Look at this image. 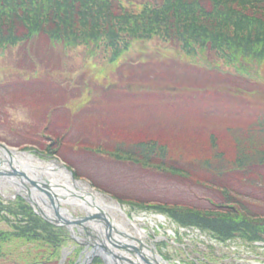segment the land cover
Wrapping results in <instances>:
<instances>
[{
	"label": "rangeland",
	"instance_id": "1",
	"mask_svg": "<svg viewBox=\"0 0 264 264\" xmlns=\"http://www.w3.org/2000/svg\"><path fill=\"white\" fill-rule=\"evenodd\" d=\"M120 49L121 52L116 58L109 59V49L104 50L85 43L69 47L55 43L46 35L40 34L0 50V142L5 143L9 149L27 152L37 160L58 162L69 174L74 171L72 178L75 181L87 183L94 193L108 197L116 203L120 211L117 217L127 218L130 223L128 227L137 228L143 236V241L154 253H158L166 264H264L262 242L249 245L239 238L219 242L207 231L183 227L173 220L169 221L170 219L160 214L155 207L158 203L200 209L213 207L210 202L223 201L221 190L213 187L221 173L222 180L227 185L231 183L232 193L235 192L234 188L241 189L239 198L254 206H263L260 201H256L257 195H261L260 190L253 184L239 186L237 177L246 174L252 178L253 173L257 174L258 170L264 173V166L246 168L238 165L223 149L228 146L230 152H235L237 146L232 133L244 130L245 134L248 130L256 132L259 129L256 125L264 118V62L252 65V69L258 67L261 71L256 75L259 79H256L253 75L257 72L255 69L251 70L253 76H248L242 74L239 67L222 70L226 74L223 76L220 69L212 66L222 65L227 68L223 64L226 62L213 51H201L202 55L196 53L193 58L181 57V49L174 42H167L157 36L150 39H133L128 46L120 45ZM175 60L179 61L178 68L181 70L196 66L202 74L206 73L208 77L212 76L220 81L215 85L227 89L224 94L229 98V104L242 102L247 108L261 109L263 114L258 119L246 116L245 119H237V122H227L225 119H215V116L210 117L198 111V116L203 118L201 129L183 131L182 128L188 131L191 128L187 121L192 123V119L198 117L197 112L191 108L183 112V105L195 103L200 108L202 103L190 99V96L199 93L196 87L210 82L200 74L194 76L195 79L201 77L199 81L191 80V84H186L185 76L178 71H175L176 76L170 79H166L158 71L155 78L139 80L142 78L143 63L172 64ZM33 61L37 64H33ZM236 62L235 64H248L246 58H239ZM127 71L134 76L124 80L122 74L128 73ZM150 73H153L152 69ZM107 75L111 78L113 75L114 79L116 77V83L124 81L123 84H126L131 81V86L125 87L135 89V94L140 87L150 93L159 91L155 94V107L152 108L149 102H145L144 96L136 97L139 100L138 117L136 110H129L130 106L134 107L131 103L133 97L117 92L114 81L105 82L103 92L122 96L113 97L109 110L99 112L97 118H90L97 115V110L91 107L102 99L101 93L94 94L88 104L79 101L84 96L74 95L80 89H88L89 82L94 79L108 80ZM4 78L15 79L8 80L12 87L2 84L6 81ZM257 100H261L260 104L249 103ZM202 107L207 106L203 103ZM151 108L158 109L154 114V129L150 128L154 124L152 118L151 124L145 118H149L148 110ZM146 131L155 133L152 137L158 141L157 145L162 144L166 149L162 152L164 156L160 154L159 149L156 150L157 146L153 149L149 141H146L148 146L141 145L140 138L144 137L141 134H148ZM121 136L124 137L123 141L128 139L129 148L123 144H120V148L115 145V137ZM52 143L54 145L48 148ZM228 143H231V146L227 145ZM53 148L57 150L55 153L48 150ZM147 149H151V152L148 153V159L142 160L144 164L134 163L135 159L132 158L143 159ZM129 152L133 154H128ZM161 162L171 168L164 167ZM25 167L29 174H34L30 175L38 178L35 168L27 165ZM221 167L222 170H219ZM178 168L190 171L191 178H188L186 171ZM1 176V197L11 199L20 195L16 188L5 182V176ZM177 177L183 178L179 180ZM91 183L95 184L100 193ZM79 196L82 198L85 195ZM246 202L244 203L247 204ZM65 207L74 217L85 214L81 208H72L70 205ZM256 209L260 210L258 207ZM260 211L264 212V209ZM78 226L73 225L71 229L64 227L74 236L77 245L73 243L74 240L67 241L59 253L61 257L57 259L46 258L45 251L49 250L42 242L26 240L8 245L5 251L7 253L0 256V264H33L34 260L40 264H57L58 259L60 261L66 253L67 258L73 260L72 264H81L87 260V252L93 250V239L89 238L81 224ZM0 229H10V226L0 219ZM94 240L97 241L96 238ZM72 248H75V253H70ZM118 252L121 251L116 250V257L112 260L114 264H133L127 261L126 257H120ZM101 253L104 255V252ZM101 253L97 251L92 256H100L103 259L102 264H109L107 259L110 254L103 256ZM123 253L134 261L136 256L131 255L129 250ZM92 261L91 257L86 264H92Z\"/></svg>",
	"mask_w": 264,
	"mask_h": 264
},
{
	"label": "trees",
	"instance_id": "2",
	"mask_svg": "<svg viewBox=\"0 0 264 264\" xmlns=\"http://www.w3.org/2000/svg\"><path fill=\"white\" fill-rule=\"evenodd\" d=\"M40 34L65 46L85 43L109 49L112 57L109 59L119 55L120 45L128 46L133 39L157 36L174 42L181 49V57L193 58L196 53L202 55L201 51L210 50L225 60L226 69L239 67L242 74L255 75L259 79L256 75L261 72L260 68L252 69V65L264 62V0H0V50ZM239 58H246L248 64H235ZM213 67L223 70L222 65ZM150 69L143 67L141 77H147ZM254 69L256 73L251 71ZM175 71L170 67L168 73L174 77ZM204 77L213 79L212 76ZM203 88L200 86L199 93ZM88 89L94 92L91 86ZM98 90L100 88H95V92ZM216 90L217 86H211L207 92L216 94ZM101 91L102 99L91 107L97 110L96 117L99 112L109 110L111 99L119 96ZM116 91L126 94L122 88ZM85 92H79V95ZM147 95L152 96L149 93L140 97L146 99ZM218 100L228 101L229 98L220 96ZM81 103L88 104L89 99L84 98ZM238 105L243 106L242 102ZM137 106L134 104L129 110ZM145 144L148 146L147 142ZM155 146L159 145L155 142ZM238 149L240 154L245 146ZM48 150L57 151L56 148ZM150 152L151 149H147L144 158L147 159ZM245 163L239 161V165ZM255 178L251 184L260 190L261 195H257L256 201L263 206L242 200L236 189L232 194V187L219 179L225 200L213 202L211 208L202 210L162 203L155 207L181 225L196 226L209 232L218 241L239 238L246 242H264V212L260 211L264 209V177L258 175ZM0 219L10 226V229H0L1 257L7 253L8 245L27 240L42 242L49 250L45 251L46 258L57 259L64 244L72 240L65 228L41 219L21 197L7 202L0 200ZM66 261L67 264L73 262L69 258ZM32 262L40 264L37 260ZM92 264H102L101 259L94 258Z\"/></svg>",
	"mask_w": 264,
	"mask_h": 264
},
{
	"label": "bare ground",
	"instance_id": "3",
	"mask_svg": "<svg viewBox=\"0 0 264 264\" xmlns=\"http://www.w3.org/2000/svg\"><path fill=\"white\" fill-rule=\"evenodd\" d=\"M9 159H11L13 163L12 166L14 168H19L18 165H20L21 167L27 165L30 166V168H35L36 173L38 175H41L42 179L47 178L46 182L53 189V191L56 192V196L61 204H64L65 206L70 205L72 206V208H81L90 213L95 211V205L100 206L104 210L105 214L108 215V218L112 223L114 240L117 239L121 242H130L126 239V237L138 240L143 244V255L149 257L155 263L166 264L162 263L156 256V253H154V251H152V249L142 241L143 236L137 228L134 229L133 225V229L128 227L130 223L128 222L127 218H125L124 216H122V218L117 217L120 211L118 210V207L114 201L110 200L108 197H103L100 194L94 193L93 190L87 186V184L79 181H74L71 178L70 174L61 167L60 163L53 160L40 161L35 159L34 157H31L27 152H19L15 149L9 152L8 149L0 147V160H4L3 165H1L0 168L3 169L5 167H8L5 162ZM4 179L5 182L9 183L14 188H17L15 179L7 177ZM77 191H81V193ZM39 194L40 193L37 191H33L31 193V197L33 198L36 206L39 208V211L41 210L48 217L52 218V220H55L56 218L51 212L50 207L48 206L49 204L48 202H46L45 197ZM81 194L85 195L84 197H82V199L79 196ZM65 206H62V208H64V211H61L60 209V214L64 218H71L72 213ZM87 225H89V229L93 232V235H95V237H98L100 240L102 237L105 240V229L103 224L89 222L87 223ZM110 246L111 244L108 245V247ZM136 260L141 264V260L139 258H136ZM109 264L114 263L109 260Z\"/></svg>",
	"mask_w": 264,
	"mask_h": 264
},
{
	"label": "water",
	"instance_id": "4",
	"mask_svg": "<svg viewBox=\"0 0 264 264\" xmlns=\"http://www.w3.org/2000/svg\"><path fill=\"white\" fill-rule=\"evenodd\" d=\"M0 146L4 147L3 144H0ZM7 163H8L9 169L4 170V171L0 170V174L6 173L8 175H12V176L17 177L21 183V186H22L24 193L26 194V200H28L31 204H34V200L31 197V193L33 191H38L39 193H42L49 198V205H50L51 209L53 210V213L55 214L56 219L52 220V218H48L40 210L41 212L38 211V213L42 218H44L45 220H47L53 224H57V225L80 224V223H83L84 221H86L88 219L99 220L104 224L107 239L112 246L118 248L121 251L129 250V252H131L135 256H137V258H139L144 264H156V263H153L147 256L143 255V251H142L143 246H142V243L140 241H136L137 245H132L129 243L121 242L117 239L114 240L112 223L109 220L107 214H105V212L101 208L96 207L98 210L97 212H95L94 214H90L88 216H85L83 218H64L60 214V210H59L58 206L56 205V202L58 201V198L56 196V192L53 191V189L49 186V184L46 181L39 182V181L35 180L34 178L29 177L28 174H26V172L24 171V169L20 165H18L19 168H14L12 166L13 163H12L11 159L7 160ZM102 247L105 248V246L103 244H102ZM111 254L114 255L112 252H111ZM138 264H140V263H138Z\"/></svg>",
	"mask_w": 264,
	"mask_h": 264
}]
</instances>
